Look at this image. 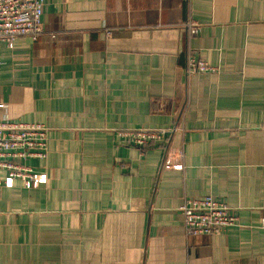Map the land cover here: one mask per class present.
Here are the masks:
<instances>
[{
    "label": "crops",
    "instance_id": "1",
    "mask_svg": "<svg viewBox=\"0 0 264 264\" xmlns=\"http://www.w3.org/2000/svg\"><path fill=\"white\" fill-rule=\"evenodd\" d=\"M42 26L0 45V120L48 128L34 186L0 172V264H264V0H44ZM205 196L238 225L187 237Z\"/></svg>",
    "mask_w": 264,
    "mask_h": 264
},
{
    "label": "built area",
    "instance_id": "2",
    "mask_svg": "<svg viewBox=\"0 0 264 264\" xmlns=\"http://www.w3.org/2000/svg\"><path fill=\"white\" fill-rule=\"evenodd\" d=\"M43 4L44 0H0V45L12 48L19 37H30L36 41L43 34ZM183 26L192 36L200 31L199 26L192 22H186ZM186 71L202 74L215 73L216 69L198 58L190 57ZM178 130L181 129L132 128L118 130L117 136L141 149L152 143H168L171 134ZM47 133L48 128L41 124L0 120V172H4L8 179L19 180L24 188L34 186L37 174L27 162L45 160L48 152ZM173 166L171 160H166L164 168ZM178 211L182 214V227L187 237L213 236L238 225L232 208L211 196L187 198Z\"/></svg>",
    "mask_w": 264,
    "mask_h": 264
}]
</instances>
